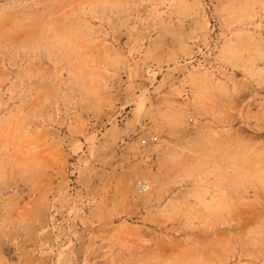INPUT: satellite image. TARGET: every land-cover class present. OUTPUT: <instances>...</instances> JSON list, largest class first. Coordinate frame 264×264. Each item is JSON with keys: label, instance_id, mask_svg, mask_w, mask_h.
Wrapping results in <instances>:
<instances>
[{"label": "rangeland", "instance_id": "374dc122", "mask_svg": "<svg viewBox=\"0 0 264 264\" xmlns=\"http://www.w3.org/2000/svg\"><path fill=\"white\" fill-rule=\"evenodd\" d=\"M0 264H264V0H0Z\"/></svg>", "mask_w": 264, "mask_h": 264}]
</instances>
